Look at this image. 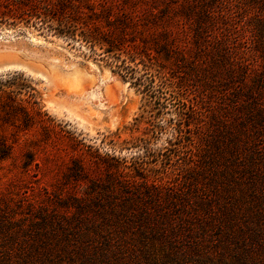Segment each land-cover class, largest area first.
Masks as SVG:
<instances>
[{
	"label": "rangeland",
	"instance_id": "rangeland-1",
	"mask_svg": "<svg viewBox=\"0 0 264 264\" xmlns=\"http://www.w3.org/2000/svg\"><path fill=\"white\" fill-rule=\"evenodd\" d=\"M130 3L169 33L171 49L149 41L147 66L128 63L140 85L99 47L0 24V134L9 144L0 192L13 201L21 188L33 209L89 199L110 176L127 188L117 186V198L142 199L144 185L150 196L190 200L229 180L247 184L252 162L264 174V0ZM16 41L23 49L7 45Z\"/></svg>",
	"mask_w": 264,
	"mask_h": 264
},
{
	"label": "trees",
	"instance_id": "trees-1",
	"mask_svg": "<svg viewBox=\"0 0 264 264\" xmlns=\"http://www.w3.org/2000/svg\"><path fill=\"white\" fill-rule=\"evenodd\" d=\"M130 1L0 0V24L23 23L91 50L99 47L120 62L124 78L140 85L136 67L128 63L145 65L151 49H171L169 33L158 31L150 15L148 22L137 18ZM149 41L152 48L146 49ZM8 145L0 134L1 158ZM246 171L247 184L229 180L214 187L212 196L199 191L190 200L161 197L159 191L151 197L144 185L142 199L117 198L118 187L127 188L111 176L89 199L60 198L35 209L25 188L17 202L0 192V264H264V174L254 162ZM15 181L14 174L10 182Z\"/></svg>",
	"mask_w": 264,
	"mask_h": 264
},
{
	"label": "bare ground",
	"instance_id": "bare-ground-1",
	"mask_svg": "<svg viewBox=\"0 0 264 264\" xmlns=\"http://www.w3.org/2000/svg\"><path fill=\"white\" fill-rule=\"evenodd\" d=\"M3 42H4V41H3ZM8 42H12V41H8ZM13 42H14V41H13ZM1 44H2V43H1ZM4 45H5V44H4ZM4 45H3V46H4ZM7 45L17 46V47H18V46H21V48H22L23 43H22V42H17V41H16L15 43H9V44H7ZM5 46H6V45H5ZM23 47L26 48V46H23ZM22 49H23V48H22ZM74 73H75V71H74ZM74 75H75V74H74ZM74 77H75V76H74ZM75 79H76V78H75ZM74 82H75V81H74ZM71 84H72V83H71ZM71 84H70V85H71ZM71 86H72V85H71Z\"/></svg>",
	"mask_w": 264,
	"mask_h": 264
}]
</instances>
